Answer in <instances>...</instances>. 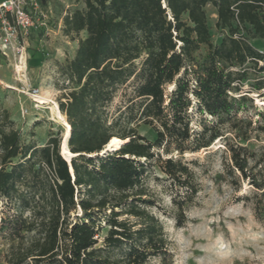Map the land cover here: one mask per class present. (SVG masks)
I'll use <instances>...</instances> for the list:
<instances>
[{"label": "trees", "instance_id": "1", "mask_svg": "<svg viewBox=\"0 0 264 264\" xmlns=\"http://www.w3.org/2000/svg\"><path fill=\"white\" fill-rule=\"evenodd\" d=\"M78 1L84 8L63 18L64 34L78 45L61 68L71 86L58 101L71 126L67 143L75 155L70 162L64 158L63 136L54 132L43 146L24 145L8 110L1 108L0 197L12 199L19 183L44 167L53 179L41 224L20 215L1 218L0 229L18 236L35 231L16 264H145L151 256L165 264L170 253L163 225L142 205L151 203L142 199L148 169L161 162L163 172L192 193L188 165L178 157L164 159L163 153L208 148L227 130L248 139L254 128L241 113L253 98L241 91L249 69L264 73V51L249 41L264 39V0ZM209 5L216 10L215 27L225 32L218 42ZM127 86V121L136 124L116 127L108 121L107 108ZM251 90L264 97V75ZM259 114L264 122V107ZM138 122L150 126L155 139L140 134ZM114 136L123 140L121 145L103 152ZM225 147L226 172L252 178L251 184L263 189L264 179H257L250 166L264 164V152L229 141ZM183 198L181 214L188 197ZM77 209L80 213L70 220ZM181 216L178 225L185 222ZM103 223L108 231L99 246ZM113 250L120 255L113 256Z\"/></svg>", "mask_w": 264, "mask_h": 264}, {"label": "rangeland", "instance_id": "2", "mask_svg": "<svg viewBox=\"0 0 264 264\" xmlns=\"http://www.w3.org/2000/svg\"><path fill=\"white\" fill-rule=\"evenodd\" d=\"M39 3L38 27L20 42H13L6 49L7 54H3L0 43V113L1 108L8 110L24 145L43 146L52 132L63 136L64 126L61 121L53 120L49 102L44 101L37 107L34 92H44V98L58 104L69 91L71 85L61 68L74 56L78 42L64 34L63 18L67 13L83 9L84 3L78 0H39ZM207 12L213 40L218 42L225 32L215 27V8L209 5ZM241 32L246 33L244 29ZM249 41L264 51V39L250 38ZM22 57L25 68L18 72ZM260 75L264 73L249 69L248 79L242 85L241 92L253 98V103H248V109L241 113L254 128L247 140L227 130L223 138L208 148L186 151L182 155L174 150L163 153L164 159L178 157L188 165L195 192L174 183L163 172L161 162L149 167L144 183L146 194L142 199L151 203L142 205H148L147 209L163 225L170 253L165 264H264V188L260 190L252 185V178L236 179L226 172L229 157L225 147L229 141L246 145L258 154L264 152V122L259 114L264 107V97L259 96V91L251 90V83ZM130 93V86L120 88L108 105V121L115 122L116 127L136 124L127 121L125 105ZM198 126L199 120L194 122V127ZM137 127L147 139H155L156 134L150 126L138 122ZM1 153L0 149V167ZM253 165L250 166L252 173L257 179H264L263 162ZM52 179L47 167L39 175L25 177L12 199L0 197V219L21 215L28 222L41 224L48 207L46 196ZM182 197H188L182 211L185 222L178 225L177 217H182L178 201H183ZM79 213L78 209L73 210L69 219L74 221ZM121 218L137 222L133 216ZM107 231L103 223L99 246L104 245ZM34 235L35 231H23L18 236L0 229V264H16V256L26 253ZM112 255L118 256L120 251L113 250ZM145 264H162V261L159 256H151Z\"/></svg>", "mask_w": 264, "mask_h": 264}, {"label": "built area", "instance_id": "3", "mask_svg": "<svg viewBox=\"0 0 264 264\" xmlns=\"http://www.w3.org/2000/svg\"><path fill=\"white\" fill-rule=\"evenodd\" d=\"M39 0H0V43L3 54L40 24ZM37 93L35 90L34 95Z\"/></svg>", "mask_w": 264, "mask_h": 264}, {"label": "bare ground", "instance_id": "4", "mask_svg": "<svg viewBox=\"0 0 264 264\" xmlns=\"http://www.w3.org/2000/svg\"><path fill=\"white\" fill-rule=\"evenodd\" d=\"M21 65L17 66L18 72H21L22 70H24L25 68V63L23 61V57H22V61H21ZM38 92V91H37ZM44 92L36 93V95L34 96V101H36L37 107H41L40 103H44V101L49 102V104H51L49 107L51 109V113L53 115V120H58L61 121L63 126H64V132H63V136L68 137V135H70V131H71V126L68 123L65 114L60 110L59 105L56 102H53L49 99H46L44 97L46 96H42ZM123 142V140L117 136H114L110 139V141L107 143V145L105 146L103 152L108 148V147H112L114 146L115 148L118 147L119 145H121V143ZM61 153L62 155L69 161L70 158L75 155L74 153H72L68 147V145H66V142L63 143V145L61 144Z\"/></svg>", "mask_w": 264, "mask_h": 264}, {"label": "water", "instance_id": "5", "mask_svg": "<svg viewBox=\"0 0 264 264\" xmlns=\"http://www.w3.org/2000/svg\"><path fill=\"white\" fill-rule=\"evenodd\" d=\"M70 134V133H69ZM68 137H69V135H68ZM68 137H66V136H63V140H62V145H63V143L64 142H66V145H68V143H67V140H68ZM111 149H115V147L114 146H112V147H108L105 151H107V150H111ZM74 156V155H73ZM72 156V157H73ZM65 158V157H64ZM66 159V158H65ZM71 159V158H70ZM69 162H70V160H69ZM71 172H72V169H71Z\"/></svg>", "mask_w": 264, "mask_h": 264}]
</instances>
